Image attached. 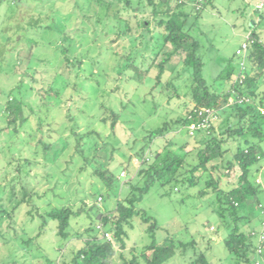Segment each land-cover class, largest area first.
<instances>
[{
    "label": "trees",
    "instance_id": "16d2710c",
    "mask_svg": "<svg viewBox=\"0 0 264 264\" xmlns=\"http://www.w3.org/2000/svg\"><path fill=\"white\" fill-rule=\"evenodd\" d=\"M24 1L36 3L37 15L31 16L26 24L14 23V17ZM60 1L67 0H0V33L6 36L4 55L16 76V84L9 90L3 106L6 125L0 130L12 128L14 137L20 133L16 127L17 122L32 120L35 124L31 127L28 141L36 143L31 145L34 157L22 156L14 166L16 174L7 187L0 184V239L4 240L1 244H8L10 231L14 230L15 235H18L15 229V209L21 203H29L31 220L36 212L41 218V231L24 240L28 245L35 243L50 221L57 224L58 237L68 240L73 219L83 213H86L89 219L82 224V245L72 250L70 255L59 254L58 259L46 257V264H172L177 256H185L189 249L193 250L190 264H212L205 252L198 249L195 240L183 241L169 234L163 241L157 239L156 234L161 225L157 218L140 204L151 188L159 183L168 186L164 194L176 191L179 187L180 191L185 193L192 187L198 188V196L205 198L208 206L220 217L226 233L224 243L235 264H255L254 259L258 256L257 238L252 232L262 227L263 218L258 203L263 198L259 197L263 189L253 181L252 176L259 170L258 164L262 158L261 143L264 141V115L261 113V109H264V43L255 42L250 46L242 84L235 81L241 69L233 62L225 64L215 81L210 83L205 76L206 65L200 52V41L191 32L192 25H188L192 17L195 20L199 18L209 0H205L201 8L193 5L194 0H140L138 3L144 2L151 20L145 17L137 19L135 16V27L122 16L118 5L120 0H84L85 3L73 0L74 7L82 6L84 12L95 11L100 16L114 19L113 23L117 26L121 23L117 35L122 34L127 39L135 36L133 40L141 43L134 47L137 51L147 44L146 48H141L148 54L145 56L146 60L152 58L147 67L144 61H140V66L137 65L134 57L126 62V67L132 70L133 77L143 78L152 66H156L159 69L156 84L153 86L156 87L162 83L161 76L167 70V64L175 57L182 59L185 71L190 70V88L187 92L190 107L183 115L147 130L140 138L132 132V135L137 137L135 143L140 145L133 155L128 157L126 168L133 175L126 183L121 182L119 175L111 169V161L107 160L104 152H100L96 141L97 137L101 138L102 133L96 128L97 125H109V129L116 132V125L121 121L122 113L105 107L104 112L98 116L99 124L91 123L93 126L83 133L78 132L77 124L70 123L71 134L76 141L75 150L101 185L99 192L92 193V196L95 200L99 194L102 199L103 196L116 197L113 210L101 211L95 204L87 208L84 200L83 205L78 208H75L73 203H67L41 210L34 201L33 196L38 194V191L34 185L37 182L33 184L35 178L32 169L37 165L54 166L71 146L68 136L61 133L56 136L57 130L53 123H45L47 118H44L46 116L42 114V110L46 108L49 112L52 109L49 106L50 100L56 103L61 101L66 85H57V80L63 72L67 71L68 78L71 75L78 76V73H82L85 62L82 56L70 55V46L60 44L53 49L58 58L61 57L57 69L52 68V62L50 65L44 56L46 51L43 47L47 44L40 37L48 30L53 38L67 41L66 34L61 30L64 12L58 5ZM46 4L48 9L44 10ZM126 5L130 7L129 0H126ZM96 6L101 11H97ZM70 13L74 14V10ZM86 18L90 19V16L86 15ZM152 25L155 29H152ZM154 30L160 34L162 43L158 47L150 48L149 43L156 35ZM34 34L35 38L31 37ZM147 34L150 35L148 43L147 39L145 40ZM252 35L257 37L256 34ZM48 42L53 44L54 40L48 39ZM12 43H16L17 47H12ZM167 45H171V48L164 51ZM156 61L158 62L155 63ZM52 73L54 75L50 76ZM47 83L49 86L45 87ZM170 84L167 82L166 85ZM173 88L177 95L174 82ZM241 95L249 96L250 101L240 102ZM170 99L168 98L167 103ZM205 106L216 109L219 120L209 130H200L190 135L188 115L193 112L194 107ZM67 116L73 120L74 115L67 113ZM176 130L188 135L192 140L180 144L170 139L162 142L168 134ZM106 137H110V134ZM28 141L24 144H28ZM104 148L106 149V146ZM134 157L140 161V166L137 167L133 163ZM199 171H202L200 176L196 174ZM30 172L31 189L28 188ZM17 184L20 186L18 193L21 198L8 208L3 196L8 189V203L16 199ZM124 184L127 187H124ZM181 200L184 202L186 198L182 197ZM252 205L258 211L259 225L253 224L250 211ZM137 218L146 226V233L150 236L148 242L140 248L129 245ZM98 224H102L104 231L113 234L111 239L106 238L103 230L97 228ZM128 247L131 254L129 258L124 252ZM116 255L121 260L120 263L115 260ZM262 257L264 260V255ZM0 264L18 262L9 252L8 256L0 257Z\"/></svg>",
    "mask_w": 264,
    "mask_h": 264
},
{
    "label": "rangeland",
    "instance_id": "374dc122",
    "mask_svg": "<svg viewBox=\"0 0 264 264\" xmlns=\"http://www.w3.org/2000/svg\"><path fill=\"white\" fill-rule=\"evenodd\" d=\"M129 1L130 7L126 5V0H120L118 5L122 16L126 17L134 27L135 16L137 19L145 17L151 20V15L144 2ZM258 1L260 0H209L199 18L195 20L192 17L188 21V25H192V34L200 41V52L206 65L205 76L210 83L215 81L223 66L228 62L239 66L240 58L236 54V50L246 40L248 33L255 31L264 38V10L256 9ZM80 2L85 3L84 0H80ZM58 5L64 12L61 30L66 34L67 41L62 42L59 38V40L53 38L51 31L48 30L40 37L47 44L43 47V50L46 51V53L43 52L44 56L50 65L52 62V68L57 69L61 57L58 58L53 49L57 47V44H60L61 46H70V55L82 56L85 58V62L83 71L78 73V76L71 75L68 78L67 71L63 72L64 74L57 80V85H66L61 101L56 103L54 100H50L49 106L54 110L51 109L49 112L46 108L42 110V114L46 116L44 118H47L45 123H53L57 130L56 136L58 133L68 136L71 146L54 166L51 167L50 164L49 166L37 165L32 169L35 178L33 184L37 182L34 185L38 191V194H34L33 199L41 207V210L67 203H73L74 207L78 208L83 205L82 200H84L87 208L95 204L101 211H111L115 208L117 198L103 196V199L100 200L101 194H99L95 200L92 196V193L99 192L101 185L98 183V179L91 174L89 166L83 164L82 157L75 150L76 141L71 134L70 123L77 124L78 132L83 133L89 129L88 127L93 126L90 125L91 123L99 124L98 116L104 112L105 107L122 113L121 121L116 125V132L111 131L109 125H97L96 128L102 133L101 138L97 137L96 141L100 152H104L107 155V160L111 161V169L119 175L121 182L126 183L133 175L126 168L128 157L133 155L140 145L138 142L135 143V139L140 138L147 130L157 128L165 121L183 115L190 107L187 96L190 88V70L185 71L182 59L175 57L167 64V70L161 76L162 83L153 87L159 73L156 66H152L143 78L133 77L132 70L126 67V62H129L131 57L135 58L137 65L140 66V61H144L145 67L148 66L152 58L146 60L145 56L147 57L148 54L143 51L145 49H141L147 44L141 46L137 51L134 47L141 43L133 40L135 36H130L127 39L122 34L117 35L121 23H118L117 26L116 23H113L114 19L100 16L95 11L84 12L82 6L74 7L73 0L60 1ZM35 7H37L36 3L24 1L14 17V23L26 24L31 16L37 15L38 10ZM46 9H48L47 4L44 10ZM95 9L101 11L97 6ZM73 10L74 14H71L70 12ZM85 14L90 16V19L86 18ZM113 24L115 25L113 26ZM151 27L155 29L154 25ZM154 33L156 35L149 43L150 48L158 47L162 43L160 34L158 35L156 30ZM31 37L35 38V34ZM48 39H53V44L49 43ZM146 39L148 43L150 35L147 34ZM5 41V34L0 33V129L6 125L3 106L9 90L16 84V76L4 55ZM11 46L17 47V44L12 43ZM170 48L171 45H167L164 51H168ZM53 75L54 73L50 76ZM167 82L171 84L168 86ZM173 82L176 84L177 95L173 88ZM48 86L47 83L45 87ZM168 98H171L169 103H167ZM59 112L62 114L60 115ZM67 113L74 115L73 120L67 116ZM33 124L35 123L32 120L25 123L22 120L17 122L16 127L19 128L20 133L14 137L12 128H8L6 131L0 130L1 185H8V182L16 174L14 166L22 156L34 157L31 145L36 143L32 141L30 144L28 141ZM132 132L137 137L132 135ZM107 134H110V137H106ZM169 139L179 144L186 140H192L179 130L168 134L162 142H167ZM27 141L28 144L25 145L24 143ZM261 147L262 158L258 164L259 170L255 171L252 176L253 181L261 185L263 189V195L261 193L259 197L264 196V141L261 143ZM38 159L42 158L38 157ZM133 163L137 167L140 166V161L136 157L133 158ZM122 171H125L124 176L121 175ZM201 173L202 171H199L196 174L200 176ZM29 179L28 188L31 189V172ZM202 182L203 180L201 184ZM124 187L127 185L124 184ZM167 188L168 186L156 183L140 204L142 208L154 215L161 225V229L156 234L157 239L163 241L169 234L183 241L195 240L198 249L205 252L212 264H235L232 254L224 243L226 233L221 225L220 217L208 206L205 198L198 196V188L192 187L185 193V191H180L179 187L178 190L175 189L176 191L164 194ZM16 189V199L10 203H8V189L5 191L6 194L3 198L8 208H11L12 204H16L21 198L18 193L20 191L19 184ZM182 197L186 198L184 202L181 200ZM30 208L29 203H21L15 209V229L18 231V235H15L14 230L10 231L8 234L10 241L5 246L1 244L4 240L0 239V257L8 256L10 252L18 264H46V257L58 259L59 254L70 255L72 250H76L82 245L83 241L80 238L83 232L82 224L89 221L86 213L73 219L68 240L58 237L57 224L50 221L35 243L25 244L24 240L41 231V218L36 212L34 219L31 220ZM250 211L253 224H256L259 218L258 211L253 205L250 207ZM248 226L250 228V225ZM149 237L146 233V226L137 218L136 228L131 233L129 245H136L140 248L148 242ZM129 249L130 247L124 251L128 258L131 257ZM192 253L193 250L189 249L185 256H177L172 264H190ZM262 258L256 256L254 260L260 259L261 264H264ZM115 260L118 263L121 262L118 255Z\"/></svg>",
    "mask_w": 264,
    "mask_h": 264
},
{
    "label": "built area",
    "instance_id": "2783aa9c",
    "mask_svg": "<svg viewBox=\"0 0 264 264\" xmlns=\"http://www.w3.org/2000/svg\"><path fill=\"white\" fill-rule=\"evenodd\" d=\"M178 2H183L186 0H176ZM205 0H194L193 5L196 8H201ZM257 10L264 9V0H260L256 5ZM255 42L263 43L261 39L253 36L251 33H248L246 36V40H244L240 47L237 48L236 54L240 58L239 66L241 69V73L238 77L235 78V81L239 83H243L245 79V73L243 72L246 68V55L250 49V46ZM240 102H248L250 101V97L247 95H241L239 97ZM261 113L264 115V109H261ZM197 116V117H195ZM190 123L188 124V131L190 135H194L197 131L200 130H209L217 121L219 120L218 111L214 108L210 107H194L193 112L188 115ZM122 176L125 175V171H122ZM102 200V197H99ZM237 204V202H235ZM258 209L263 218L261 222V228L258 231H253L252 234L257 238V246L256 253L258 256L262 257L264 255V196L261 201L258 203ZM97 228L103 230L102 224H98ZM104 235L106 238L111 239L112 233L109 231H104ZM255 264H261V260H256Z\"/></svg>",
    "mask_w": 264,
    "mask_h": 264
},
{
    "label": "crops",
    "instance_id": "0c3cea01",
    "mask_svg": "<svg viewBox=\"0 0 264 264\" xmlns=\"http://www.w3.org/2000/svg\"><path fill=\"white\" fill-rule=\"evenodd\" d=\"M258 2H259V1H258ZM258 2H257V3H258ZM257 3H256V5H257ZM263 10H264V9H263ZM259 11H262V10H259ZM250 33H251V34H256L257 37H258L259 39H261L262 42H264V38L261 37L260 35H258L255 31H251ZM256 223H257V225H259V220H258Z\"/></svg>",
    "mask_w": 264,
    "mask_h": 264
}]
</instances>
